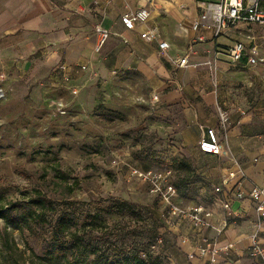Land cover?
<instances>
[{
    "label": "rangeland",
    "instance_id": "obj_1",
    "mask_svg": "<svg viewBox=\"0 0 264 264\" xmlns=\"http://www.w3.org/2000/svg\"><path fill=\"white\" fill-rule=\"evenodd\" d=\"M6 1L0 0V12ZM247 30H232L234 39L255 45L264 57V27ZM16 39L0 30V85L6 92L0 101V191L21 202L23 194L37 191L54 203L44 224L16 229L0 219V264H51L43 260V243L62 211L76 217L79 228L85 222L86 239L111 259L124 245H147L168 225L169 206L133 169H171V183L185 198L212 189V176L199 167H208L211 158L191 159L176 117L159 111L152 78L138 66L101 72L98 60L73 81L61 67L32 74L23 70L27 51ZM210 74L214 85L216 71ZM251 112L257 113L252 130L264 145V63L248 68ZM56 167L67 182L56 176Z\"/></svg>",
    "mask_w": 264,
    "mask_h": 264
},
{
    "label": "crops",
    "instance_id": "obj_2",
    "mask_svg": "<svg viewBox=\"0 0 264 264\" xmlns=\"http://www.w3.org/2000/svg\"><path fill=\"white\" fill-rule=\"evenodd\" d=\"M138 3L139 0H85L81 5L80 0L68 3L7 0L0 12V30L17 34L18 39L13 43L27 51L23 70L32 74L61 67L68 73L65 72L64 78L68 75L73 81V76L98 60L104 64L101 72L130 64L148 74L156 92L154 102L161 113L176 117L178 138L191 159L197 161L201 155L211 158L208 167L195 163L200 164L203 175L212 176V189L189 198L177 190L171 201L181 207L202 205L212 212L213 226L195 229L189 219L169 212L168 225L160 233L165 240L169 264H211L210 253L202 256L197 252L203 238L207 239L205 246L210 249L230 246L215 256L216 264L227 260L233 264H261L260 259L249 256L252 233L257 232L264 245V218L258 227L254 201L248 197L233 200L231 208L239 217L225 223L224 196L214 191L215 185L236 170L233 159L240 162L246 176L232 179L229 190L239 186L248 192L254 184L264 186V145H258L259 135L252 130L257 113L248 114V68L254 66L230 61L225 48L233 43L219 39L234 42L236 33L232 30L219 37H213V32L207 29L193 31L192 24L199 12L196 0H153L148 6L149 25L160 34L154 41L141 38L144 26L137 24L127 29L121 21V16L136 10ZM98 25L109 31L101 52L96 49L100 39ZM197 35L205 39L197 40ZM161 41L169 43L165 51L159 48ZM191 47L193 51L189 52ZM187 53L188 65L180 67L176 60ZM213 69L218 81L214 85L210 77ZM220 108L228 117L225 130H221ZM203 127L218 128L220 154L201 151L198 142Z\"/></svg>",
    "mask_w": 264,
    "mask_h": 264
},
{
    "label": "built area",
    "instance_id": "obj_3",
    "mask_svg": "<svg viewBox=\"0 0 264 264\" xmlns=\"http://www.w3.org/2000/svg\"><path fill=\"white\" fill-rule=\"evenodd\" d=\"M153 0H139L136 10L126 12L121 16V21L125 28L133 29L137 24L144 26L140 31L142 39L147 41H154L159 38L158 29L150 26L151 12L148 8L149 4ZM199 12L194 19L192 29L197 33L200 29H207L213 32V37H219L222 34H228L231 30L241 31L242 28H248L247 31H251L250 27L256 25L258 27H264V0H220L219 2H198ZM246 26V27H244ZM96 31L100 35L99 42L96 46L97 50H100L103 43L109 36V31L103 29L100 25L96 27ZM249 39H253L252 36H246ZM197 40H204L203 35H197ZM169 47V43L161 41L159 48L165 51ZM226 53L233 64H240L245 62L247 66H256L259 63H264V57L259 54V51L255 45H248L245 40L236 39L232 45L225 48ZM193 51L192 47L189 52ZM218 58V56H216ZM189 55L188 53L176 60V63L180 67L188 65ZM68 79V76H65ZM74 94L77 93L75 89ZM6 92L0 85V101L4 99ZM156 98V96H155ZM63 104V103H62ZM225 111L219 109V120L221 124V130H225L226 123L228 121ZM218 128L203 127L199 139V147L201 151L211 154H220L221 141ZM236 170L229 173L228 177L222 179L221 183L214 186V191L217 194L224 196L222 200V207L225 210V223L230 219L236 221L239 214L233 212L231 208V202L235 199H243L248 197L255 203V211L259 215L257 226L261 225V220L264 218V186L254 184L250 191L246 192L239 186L233 191L227 187L232 179L239 177L244 178L245 172L237 159H233ZM133 173L141 181L151 185L150 191L160 196L169 206V212L174 216L185 217L189 219L190 223L195 229L209 228L211 224L210 217L212 212L205 209L202 205L192 206H177L171 201L172 197L177 193V188L171 183L170 177L172 176V170L167 168L163 170H146L133 169ZM220 231V230H219ZM207 242L206 238L202 239V243L198 246L197 252L199 255H206L210 253L211 264H216L215 256L221 252L230 249V246L225 248H208L205 246ZM165 240L162 234L158 235L151 245L152 251H162L164 249ZM163 255L168 258V254L165 249L162 251ZM193 256V254H191ZM249 256L254 259H260V263L264 264V245L260 241L257 232L252 233L251 243L249 247ZM222 264H233L232 261H225Z\"/></svg>",
    "mask_w": 264,
    "mask_h": 264
},
{
    "label": "trees",
    "instance_id": "obj_4",
    "mask_svg": "<svg viewBox=\"0 0 264 264\" xmlns=\"http://www.w3.org/2000/svg\"><path fill=\"white\" fill-rule=\"evenodd\" d=\"M55 170L56 176L67 182V176L58 167ZM67 188L71 190L73 186L67 185ZM22 198L23 202L11 200L0 191V219L16 229L28 227L31 222L46 223L47 214L53 209V199L37 191L33 196L23 194ZM78 225V219L67 211L58 215L50 237L43 243L44 261L51 264H169L168 258L162 254L164 249L152 251L150 248L158 235L147 245H124L121 253L111 259L99 246L93 245L91 239H86L83 231L86 223L82 228Z\"/></svg>",
    "mask_w": 264,
    "mask_h": 264
}]
</instances>
